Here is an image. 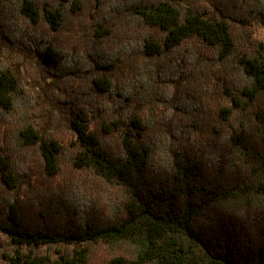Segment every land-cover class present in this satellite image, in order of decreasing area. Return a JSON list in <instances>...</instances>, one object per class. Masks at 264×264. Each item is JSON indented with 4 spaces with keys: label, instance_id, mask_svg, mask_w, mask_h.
Listing matches in <instances>:
<instances>
[{
    "label": "trees",
    "instance_id": "obj_1",
    "mask_svg": "<svg viewBox=\"0 0 264 264\" xmlns=\"http://www.w3.org/2000/svg\"><path fill=\"white\" fill-rule=\"evenodd\" d=\"M259 25L264 0H0L62 111L0 58V264H264Z\"/></svg>",
    "mask_w": 264,
    "mask_h": 264
},
{
    "label": "rangeland",
    "instance_id": "obj_2",
    "mask_svg": "<svg viewBox=\"0 0 264 264\" xmlns=\"http://www.w3.org/2000/svg\"><path fill=\"white\" fill-rule=\"evenodd\" d=\"M255 36L264 42V25L257 26ZM0 58L10 63L16 72L21 74L28 82V86L35 90L36 94L42 95L45 109L41 106L36 110L40 115H44L45 122H56L60 118L61 108L56 104V96L52 92L49 94L53 99L47 98L45 90L48 89L52 78L46 72L41 59L30 49L22 48L18 45L6 44L0 38ZM49 91V90H48ZM43 111V112H42Z\"/></svg>",
    "mask_w": 264,
    "mask_h": 264
}]
</instances>
